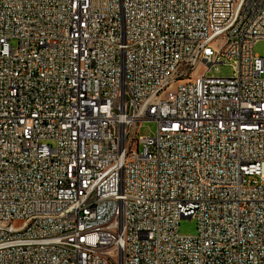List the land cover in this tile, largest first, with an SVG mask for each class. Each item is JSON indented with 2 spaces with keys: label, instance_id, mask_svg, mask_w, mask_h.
<instances>
[{
  "label": "built area",
  "instance_id": "2783aa9c",
  "mask_svg": "<svg viewBox=\"0 0 264 264\" xmlns=\"http://www.w3.org/2000/svg\"><path fill=\"white\" fill-rule=\"evenodd\" d=\"M261 39L264 0H0V264H264Z\"/></svg>",
  "mask_w": 264,
  "mask_h": 264
},
{
  "label": "rangeland",
  "instance_id": "374dc122",
  "mask_svg": "<svg viewBox=\"0 0 264 264\" xmlns=\"http://www.w3.org/2000/svg\"><path fill=\"white\" fill-rule=\"evenodd\" d=\"M16 44V41H12ZM255 52L264 56V40L261 39L255 44ZM211 74L215 76H230L233 74V66L230 63H217L211 68ZM157 130V123L154 121H143L139 126V134L153 135ZM197 220L193 217H184L179 221V233L185 236L195 235L197 233Z\"/></svg>",
  "mask_w": 264,
  "mask_h": 264
}]
</instances>
